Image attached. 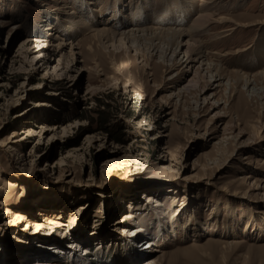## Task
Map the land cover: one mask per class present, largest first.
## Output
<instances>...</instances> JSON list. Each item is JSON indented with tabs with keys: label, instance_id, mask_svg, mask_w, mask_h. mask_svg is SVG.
I'll return each mask as SVG.
<instances>
[{
	"label": "rangeland",
	"instance_id": "rangeland-1",
	"mask_svg": "<svg viewBox=\"0 0 264 264\" xmlns=\"http://www.w3.org/2000/svg\"><path fill=\"white\" fill-rule=\"evenodd\" d=\"M103 26L190 29L225 74H264V0H0V264H264V95L180 94L194 71Z\"/></svg>",
	"mask_w": 264,
	"mask_h": 264
},
{
	"label": "bare ground",
	"instance_id": "bare-ground-1",
	"mask_svg": "<svg viewBox=\"0 0 264 264\" xmlns=\"http://www.w3.org/2000/svg\"><path fill=\"white\" fill-rule=\"evenodd\" d=\"M195 19H196L195 25L193 29L196 30L197 28H200L204 30L206 27V23L212 20V17L209 14L201 13ZM217 21L218 23L232 22L231 19L226 18V17H220ZM237 25L240 27H250V25L248 24H245L242 26L239 24ZM90 34H91V38L94 41V43H99L100 45H104V46L114 44L115 46L114 45L113 46L117 48L126 47V46L140 47L141 43L145 41H150L151 44L149 47V51L151 49L150 52L152 53L154 60L155 59L162 60L163 65L168 67V72L171 75L173 72H177L178 74L182 73L183 75H185L189 71H194L193 77L189 78L188 80V85L179 89L180 94L188 93L191 89L193 88L195 89L198 86V81L201 78L203 79L206 78L210 81L209 83L213 81L214 83H217L218 85L216 86V88H224L225 92L228 90V86H229L231 94L238 93V88L242 86L243 88H246L247 92L251 95L256 94V97L258 96L259 98H262L264 95V84H263L264 74L263 73L255 75V76H245L244 74L242 75L240 73L234 72L233 73L234 78L225 74L222 71V68H220L218 65L212 64L207 59V55H206L207 52H205L202 46L199 45L198 41L194 40L193 36L192 37L190 36L192 34V31H190V29L171 28V27L138 28L134 26H131L129 29H124L123 27L115 29L112 26L111 27L103 26L97 29H92ZM50 35H53V34L51 33ZM7 39H9V37ZM33 41L34 40L32 39L25 40L22 43V50L25 49L27 46H29L30 43ZM64 45L65 44L62 43L59 46H56V49H63ZM75 46L76 45L71 46V56H74L75 53H72V51L74 52V49H77L78 47V46L76 47ZM108 48H111V47H108ZM91 50H94V49H91ZM60 52L61 50H55V52H52L51 55L55 56L56 53L58 54ZM181 54H183L182 59L179 58ZM60 61L61 59L59 60L58 66L56 67H59ZM72 62H74V58L72 59ZM261 80H263L262 86H260ZM234 81L236 83H233ZM258 87L260 88L257 89ZM260 90L263 92L257 94V92ZM202 94L205 95V93H202ZM205 101H207L206 98H205ZM196 103L198 106L199 102L197 101ZM249 178H252V177L249 176ZM174 202H176L175 199H174ZM131 217L132 216L128 215L126 219H130ZM17 221H18L17 219H14L11 222L9 228L11 229V228L16 227L18 225L16 224ZM41 226L42 225L39 224L36 227L39 228ZM153 246L154 244L152 242H149L146 247L153 248ZM153 252L161 253V251H159L158 249H155ZM147 264H156V262H154L153 260H149Z\"/></svg>",
	"mask_w": 264,
	"mask_h": 264
}]
</instances>
